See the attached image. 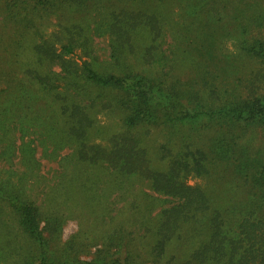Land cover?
<instances>
[{
    "label": "trees",
    "instance_id": "1",
    "mask_svg": "<svg viewBox=\"0 0 264 264\" xmlns=\"http://www.w3.org/2000/svg\"><path fill=\"white\" fill-rule=\"evenodd\" d=\"M106 1L0 0L3 232L17 223L33 242L44 245L41 222L53 234L61 220L53 215L57 203L71 198L81 202L101 235L92 243L70 242L64 252L75 256L85 254L90 244L99 247L90 261L69 264H159L170 243L181 238L182 226L204 220L211 239L185 264H264V218H255L253 206L233 221L241 204L229 218L200 186L188 184L190 178L219 186L230 180L231 190L264 191V146L250 150L244 145L248 134L264 131V37L254 33L264 20L243 25L239 55L255 66L250 77L232 83L229 62L208 51L191 30L199 6L198 11L189 1L183 6L195 17L186 21L187 32L172 33L167 42L161 0H126L135 5L120 10ZM216 1L197 5L218 27ZM83 10L89 21L69 20ZM142 31L147 43L138 46L134 35ZM221 32L227 31L223 27ZM106 36L108 54L102 59L95 39ZM192 50L199 53L197 64L211 58L205 62L208 70L185 84L171 80L169 62L178 52ZM136 64L154 76L135 72ZM88 85L109 90L123 113L120 132L105 144L92 141L98 103ZM154 131L163 139L159 145L157 138L149 139ZM43 160L55 164L50 177L42 173ZM35 192L47 203L37 205ZM232 229L237 234L231 239ZM12 242L11 237L7 243ZM55 258L43 253L35 264H54Z\"/></svg>",
    "mask_w": 264,
    "mask_h": 264
},
{
    "label": "rangeland",
    "instance_id": "2",
    "mask_svg": "<svg viewBox=\"0 0 264 264\" xmlns=\"http://www.w3.org/2000/svg\"><path fill=\"white\" fill-rule=\"evenodd\" d=\"M104 1L107 2L106 0ZM111 1L113 2L112 4L116 5L115 10H120L125 4L128 8L135 5L133 2H128L129 4H127L126 0ZM188 1L195 4L194 10H197L198 6L200 7V13L198 12L197 16H194L196 20L183 9V6L187 5ZM198 1L199 0H161L159 12L164 17V22L168 26L164 29L168 34H166L168 37L167 42L171 41L170 35L172 33L177 35L182 32H187L188 28H186V26L190 23L186 21L193 18L197 23L196 28L191 29L193 34L201 41H205L204 44L208 51L212 50L213 53L217 51L218 54L221 55L220 59L224 60V62H229V71L235 72L231 82L234 83L235 78L240 76L247 79L249 72L253 70L255 65L254 62L248 60L249 58L246 55H244L245 57L239 55L240 51L237 42L239 39H242L243 25L246 22L251 20L257 21L258 19L264 20V0H228V2L225 0H217L216 15L218 16L217 20L220 21L219 24H217L218 27L210 20L209 15L205 13L206 8H201V4L197 5ZM207 1L209 2L210 0ZM104 5H106V3ZM150 8H152L151 4L140 11H145V9ZM87 11L88 10H83L73 16H68L69 20L78 23L87 22L89 21ZM223 27L227 31L226 33L221 32ZM254 33H261V36L264 37V27H255ZM107 38L106 36V38L100 37L95 39L96 46L99 49H103L99 53L100 56H104L102 59H106V55L108 54V52H105V49L107 50L108 47ZM134 39L138 46L145 45L148 35L142 31L136 33ZM176 55L177 58L175 60H171L172 55L168 58L169 61L171 60L169 63L174 68V76L171 79L173 81L176 80L185 84L189 80L194 81V79L198 78L202 71L208 70L207 65L210 63L207 64L205 62L211 58L206 57V60H202L197 64L196 61L199 60V53L197 50H192V53L189 51L187 55H182L180 52ZM130 58L133 59L132 56H130ZM133 70L135 72L139 71L145 73L148 77L154 76V71L149 68L137 67V64ZM179 87L182 88V86ZM86 90H89L92 99H96L98 103V107L92 112L95 121L94 131H92V136H94L92 141L96 144H105V140H107L108 137L120 132L123 126V113L117 107V99L110 96L109 90L94 86L89 87V85L86 86ZM84 97L86 96L82 95L78 99H83ZM160 136L159 132L154 131L153 137L151 136L149 139L150 141H154L157 138L156 144L159 145L163 140ZM244 145L250 150L263 147L264 131L257 129L248 134L244 139ZM54 168L55 164L44 160L41 161L42 173H48L49 177L52 175ZM226 178L230 179L231 177L227 176ZM229 182L230 180H225L222 182L223 186H219L205 178H190L188 184L191 186H200V188L212 199V203L217 209L223 210L226 208L225 210L229 218L234 206L241 204L243 209L236 218L232 219L233 221L243 215L250 206H253L255 211L253 215L255 218H264V191L258 190L257 188H249L248 190L239 188V190H231ZM28 186H31V184ZM35 193L37 194L33 196V201L37 205H40L42 202L47 203V201H44V196L42 194L39 192ZM57 205L59 206L53 212L54 216L61 219L60 223L57 224V230L53 234L48 235L47 231L44 230L46 222L43 221L40 224L42 236L47 239L44 245H42V243L38 244L33 242L31 238L18 227L17 223H11V232H9V230L3 232L0 226V264H35L43 253H53L56 257L53 260L54 264H69L79 261L88 262L92 259L93 253L99 246L90 244L85 254H79L78 256H75L71 251L65 253L64 250L68 248L70 242L77 244L80 242L87 243L90 239L92 243L94 239H98L101 232L98 230L96 222L93 221L92 218H86L88 215L87 210L82 207L79 201H72L70 198L67 201H59ZM165 206L168 205L166 204ZM45 209L43 207L41 210L44 215L47 214ZM43 220L46 221L45 218H43ZM7 221H9V219H7ZM7 224H9V222ZM228 227L234 228L232 225ZM235 232H237L235 229H232V231L228 230L231 239L236 236L237 233ZM179 236L181 237L179 240L176 239L170 243L166 257L161 260L159 264H185L194 251L210 241L211 234L209 231V223L207 220H204L203 222L186 224L182 226ZM11 237L13 242L12 244H8L7 241ZM171 257H174V259L172 260ZM152 263L143 262L141 264Z\"/></svg>",
    "mask_w": 264,
    "mask_h": 264
}]
</instances>
